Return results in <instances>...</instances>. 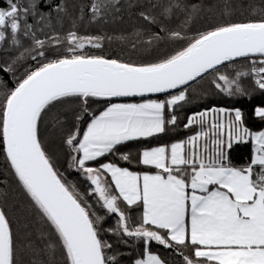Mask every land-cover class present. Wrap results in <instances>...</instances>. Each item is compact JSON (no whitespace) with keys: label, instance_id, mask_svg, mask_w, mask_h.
I'll return each instance as SVG.
<instances>
[{"label":"snow or ice","instance_id":"6c2138e0","mask_svg":"<svg viewBox=\"0 0 264 264\" xmlns=\"http://www.w3.org/2000/svg\"><path fill=\"white\" fill-rule=\"evenodd\" d=\"M0 264H264V0H0Z\"/></svg>","mask_w":264,"mask_h":264},{"label":"trees","instance_id":"16d2710c","mask_svg":"<svg viewBox=\"0 0 264 264\" xmlns=\"http://www.w3.org/2000/svg\"><path fill=\"white\" fill-rule=\"evenodd\" d=\"M117 27H120V26H117ZM218 102V104H220L221 106H229L230 104H231V101L230 100H228V99H221V100H218L217 101ZM135 147V146H134ZM245 152H246V149H242L241 150V152L239 153L240 155H243V154H245Z\"/></svg>","mask_w":264,"mask_h":264}]
</instances>
